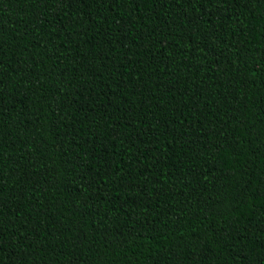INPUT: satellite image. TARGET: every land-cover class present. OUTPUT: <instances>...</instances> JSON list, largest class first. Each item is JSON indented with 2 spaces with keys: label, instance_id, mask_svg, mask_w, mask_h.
<instances>
[{
  "label": "trees",
  "instance_id": "16d2710c",
  "mask_svg": "<svg viewBox=\"0 0 264 264\" xmlns=\"http://www.w3.org/2000/svg\"><path fill=\"white\" fill-rule=\"evenodd\" d=\"M0 264H264V0H0Z\"/></svg>",
  "mask_w": 264,
  "mask_h": 264
}]
</instances>
